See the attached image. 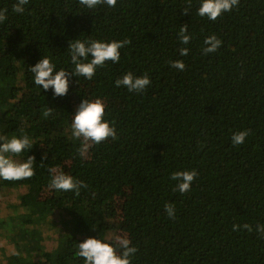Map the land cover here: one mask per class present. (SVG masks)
<instances>
[{
  "label": "trees",
  "instance_id": "16d2710c",
  "mask_svg": "<svg viewBox=\"0 0 264 264\" xmlns=\"http://www.w3.org/2000/svg\"><path fill=\"white\" fill-rule=\"evenodd\" d=\"M14 3L0 0V10L7 9L0 22V90L7 97L0 100V134L23 130L30 137L33 147L13 158L34 157L36 175L0 179V191L49 189L50 168L88 187L79 195L49 189L45 206L0 218V230L28 232L34 218V226L56 229L48 217L61 211L62 246L37 253L52 264H84L78 243L111 242L118 229L138 249L131 264H264V237L255 230L264 225V0H240L215 21L197 14L202 0H117L114 8L95 9L79 0H29L23 13L12 11ZM185 24L193 36L187 45L178 35ZM211 35L222 44L205 55ZM77 39L131 43L91 80L69 75L65 96L35 85L29 69L43 57L57 71L74 72L68 48ZM176 60L183 71L171 67ZM128 72L149 76L144 92L116 86ZM97 98L118 138L93 145L84 159L71 122L83 99ZM245 130V143L233 145V134ZM192 169L198 176L191 190L176 191L170 174ZM166 204L175 207V219ZM17 219L24 224L13 225ZM245 223L253 231L232 230ZM15 253L7 264H34L33 253Z\"/></svg>",
  "mask_w": 264,
  "mask_h": 264
},
{
  "label": "clouds",
  "instance_id": "9594fccd",
  "mask_svg": "<svg viewBox=\"0 0 264 264\" xmlns=\"http://www.w3.org/2000/svg\"><path fill=\"white\" fill-rule=\"evenodd\" d=\"M240 0H202L201 6L198 8L197 14L201 17H207L211 21L217 20L222 13L230 12L234 6L239 5ZM29 0H16L12 6L14 13H23L24 6ZM79 3L88 9H95L98 5L106 4L114 8L117 0H79ZM191 5L184 8V14L187 15ZM7 9L0 10V22L7 19ZM180 43L187 45L193 39L191 33L188 32L187 25H183L179 31ZM130 39L120 41L104 42L95 39L81 41L75 40L69 45V53L71 63L75 66L74 72L64 69L56 70V65L50 57H43L29 70L34 74L35 85L42 87L43 90L53 89L55 96H65L69 87V75L83 76L91 80L98 68L103 67L107 61L118 63L120 61V50L130 44ZM206 47L203 53L216 52L222 44V41L215 35L207 37L204 41ZM181 56H187L189 49L182 47ZM89 57L91 59L89 60ZM171 67L180 71L185 69V63L182 60L169 61ZM151 80L147 74L143 76H135L132 72H128L115 81L117 87H124L131 93H142L150 85ZM106 105L99 98L95 100L83 99L73 115L71 122V137L80 140V147L77 153L81 158L87 159L89 150L93 145H99L108 138L117 139V129L105 119ZM52 109L49 108L44 112L45 117L50 116ZM248 131H239L233 134V145H242L248 137ZM33 147L32 140L28 135L17 137L15 135L9 138L5 134H0V179L5 181H20L31 179L36 175L33 167L35 158L29 156L24 161H19L13 157L19 156L25 150ZM49 172L51 180L48 184L49 189L62 192H75L80 194L81 188H87L88 185L82 181L75 179L73 176L65 174L56 168H50ZM198 176L195 169L190 171H175L170 174V179L176 181L175 190L180 193H186L191 190L193 181ZM167 216L175 219L176 209L172 204L165 205ZM247 229L253 231L250 224H234L232 230ZM261 237H264V225H257L255 229ZM130 240L121 236H115L111 242L103 241L96 238H87L83 242L78 243V251L76 255L83 259L84 264H131V257L135 256L138 249L130 246ZM118 249L121 250L118 252ZM19 254V253H15Z\"/></svg>",
  "mask_w": 264,
  "mask_h": 264
},
{
  "label": "rangeland",
  "instance_id": "374dc122",
  "mask_svg": "<svg viewBox=\"0 0 264 264\" xmlns=\"http://www.w3.org/2000/svg\"><path fill=\"white\" fill-rule=\"evenodd\" d=\"M0 100L7 101V97L2 95L0 90ZM23 130L18 131L16 136H22ZM50 194L49 189L37 191L35 188H8L0 191V218H6L7 216H19L36 211L37 209L45 206V198ZM120 201L117 200V205ZM118 213L120 215L119 206H117ZM61 211H56L48 217L50 221V227L52 224L57 223L56 229L49 228L43 230L34 226L38 222L34 218V222L31 224L28 222V232L16 231H3L0 230V264H7L6 257L15 252H27L33 253L32 260L34 264H52L47 260L41 259L37 253L39 251H51L55 247H61L62 241L60 240L61 232L58 231L62 228V218L60 217ZM23 219L15 220L13 225L21 226ZM6 225V224H5ZM119 226L123 227V222L119 217ZM115 236H121L127 238V234L123 229H118ZM114 236V237H115ZM120 250L118 249V252Z\"/></svg>",
  "mask_w": 264,
  "mask_h": 264
}]
</instances>
